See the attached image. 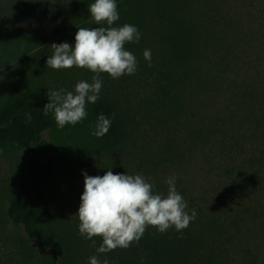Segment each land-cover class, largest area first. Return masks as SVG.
<instances>
[{
    "label": "trees",
    "instance_id": "obj_1",
    "mask_svg": "<svg viewBox=\"0 0 264 264\" xmlns=\"http://www.w3.org/2000/svg\"><path fill=\"white\" fill-rule=\"evenodd\" d=\"M94 2L0 0V216L27 241H39L35 264H89V254L101 264H264V33L244 29L235 6L243 2L250 13L264 10V0H116L112 27L130 24L141 33L139 43L124 46L136 72L119 79L101 73L86 118L61 129L54 112L43 114L49 89L74 92L95 73L55 70L46 61L53 43L74 46L80 27L108 26L91 18ZM258 12L248 23L264 22ZM255 41L263 45L258 52ZM193 105L213 107V119L190 125ZM101 114L111 126L98 138L92 132ZM209 145L213 188H202L199 198L182 187L196 217L181 232L149 226L128 248L98 254L102 237L81 236L62 211L61 193L86 162L114 161L166 195L174 176L168 168ZM175 184L178 190L179 178Z\"/></svg>",
    "mask_w": 264,
    "mask_h": 264
},
{
    "label": "clouds",
    "instance_id": "obj_2",
    "mask_svg": "<svg viewBox=\"0 0 264 264\" xmlns=\"http://www.w3.org/2000/svg\"><path fill=\"white\" fill-rule=\"evenodd\" d=\"M91 18L97 25L106 22L107 27H80L75 35V45L67 42L53 43V53L46 66L55 70L72 67L86 68L95 73L92 82L79 81L74 92L64 89H49L50 103L43 108L46 116L54 112L57 126H75L87 116L86 102L96 103L102 89L101 73L119 79L136 72V57L125 50L126 43H139L141 33L134 25L124 24L112 27L119 20L116 0H95L88 6ZM144 58L151 62V50L146 49ZM111 121L103 114L98 117L92 135L103 137ZM84 191L79 206V233L87 239L102 237L98 254L108 253L116 248H128L133 241H139L145 230L155 227L160 233L174 227L177 232L186 229L196 217L195 210L189 215L188 204L177 191L176 178L169 177L167 194L155 193L154 185L143 175L114 174L109 169L103 176L83 173ZM93 245L95 241L93 240ZM89 264H101L98 256L89 257ZM102 264H109L104 259Z\"/></svg>",
    "mask_w": 264,
    "mask_h": 264
},
{
    "label": "rangeland",
    "instance_id": "obj_3",
    "mask_svg": "<svg viewBox=\"0 0 264 264\" xmlns=\"http://www.w3.org/2000/svg\"><path fill=\"white\" fill-rule=\"evenodd\" d=\"M239 2H242V0H239ZM242 4L243 2L235 4V6L238 7L237 11H239L241 14L240 16L243 18L240 23L241 26L244 29H256L257 33H264V22L261 23L262 25L256 22L253 24L248 23V21H252V19H254L253 15H259L258 11L263 12L264 10L261 8H255L257 10L256 11L248 8L251 11L248 13L247 9L245 6L243 7ZM244 10L247 11L245 15L243 14ZM255 42L259 46L254 50V52H258L263 48V45L259 41ZM239 48L240 50H245V48H247V43L240 42ZM191 110L193 111L192 113L195 114L192 118V124H190L192 126L200 124V120H198L200 118L208 117L213 119V107L198 108L193 105L191 106ZM163 134L164 133L159 134L162 135V137L157 136L160 140V145L162 144L161 139L164 138ZM45 138L47 139V137ZM211 148L212 146L209 145L208 148H200L202 151L194 150L192 154H188L181 160H177L174 166H170L168 168L169 172L173 174L175 178H179L180 185L177 190L178 192H180L182 187H184L188 193L191 192L200 198V190L206 187L211 193L213 188V148ZM207 151L209 153V157L211 158L210 161H205L204 159V154ZM115 165L118 164L107 159L100 162H86L85 165H82L77 169L78 174L75 176L74 180L68 184V190L65 193H61L62 211L77 227L79 226L80 221L78 215L76 214L78 213L81 196L84 191L85 177L83 173L86 172L90 176H103L109 169H111L114 174H121L120 170L114 167ZM194 192L198 194L196 195ZM38 243V240L27 241L26 235L23 231L19 232L9 221L0 216V264H35L37 261V257L34 258L35 253L40 251ZM83 248V243H80L79 247L74 246L75 251L79 252H81ZM85 253L86 252H83L82 254L84 255ZM85 256L89 258L91 254Z\"/></svg>",
    "mask_w": 264,
    "mask_h": 264
}]
</instances>
